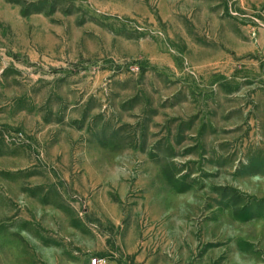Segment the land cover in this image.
I'll use <instances>...</instances> for the list:
<instances>
[{
    "label": "rangeland",
    "instance_id": "rangeland-1",
    "mask_svg": "<svg viewBox=\"0 0 264 264\" xmlns=\"http://www.w3.org/2000/svg\"><path fill=\"white\" fill-rule=\"evenodd\" d=\"M97 250L264 264V0H0V264Z\"/></svg>",
    "mask_w": 264,
    "mask_h": 264
},
{
    "label": "built area",
    "instance_id": "built-area-1",
    "mask_svg": "<svg viewBox=\"0 0 264 264\" xmlns=\"http://www.w3.org/2000/svg\"><path fill=\"white\" fill-rule=\"evenodd\" d=\"M106 259L98 256H91L85 263L83 264H106Z\"/></svg>",
    "mask_w": 264,
    "mask_h": 264
},
{
    "label": "crops",
    "instance_id": "crops-1",
    "mask_svg": "<svg viewBox=\"0 0 264 264\" xmlns=\"http://www.w3.org/2000/svg\"><path fill=\"white\" fill-rule=\"evenodd\" d=\"M96 252H99V251L97 250ZM96 252H93V255L94 256H95V254H98V255L101 254V252H99V253H96ZM108 264H119L118 261L115 258V255L114 256H111V258L108 260Z\"/></svg>",
    "mask_w": 264,
    "mask_h": 264
},
{
    "label": "clouds",
    "instance_id": "clouds-1",
    "mask_svg": "<svg viewBox=\"0 0 264 264\" xmlns=\"http://www.w3.org/2000/svg\"><path fill=\"white\" fill-rule=\"evenodd\" d=\"M119 179H120L119 176L115 177V178H114V182H115V181H118Z\"/></svg>",
    "mask_w": 264,
    "mask_h": 264
}]
</instances>
